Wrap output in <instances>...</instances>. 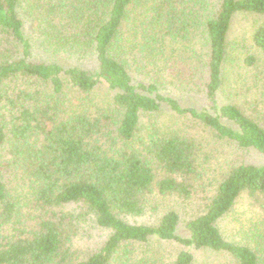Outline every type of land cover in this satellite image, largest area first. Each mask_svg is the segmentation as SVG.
<instances>
[{"label":"trees","instance_id":"obj_1","mask_svg":"<svg viewBox=\"0 0 264 264\" xmlns=\"http://www.w3.org/2000/svg\"><path fill=\"white\" fill-rule=\"evenodd\" d=\"M240 15L264 64V0H0V264H264V165L202 192L195 136L264 157V113L218 100Z\"/></svg>","mask_w":264,"mask_h":264},{"label":"rangeland","instance_id":"obj_2","mask_svg":"<svg viewBox=\"0 0 264 264\" xmlns=\"http://www.w3.org/2000/svg\"><path fill=\"white\" fill-rule=\"evenodd\" d=\"M255 22V17L243 15L237 16L233 20L230 39L234 45L233 52H236L239 58L235 62L232 60L228 61L229 76L218 94V100L219 104H224L233 95L237 102L246 103L247 106H245L251 108L252 111L258 110L264 113V64L260 62L257 66L249 67L242 61L243 57L248 56V54L255 56L250 42L251 29ZM236 89L241 92L238 91L235 94L237 92ZM184 99V105L186 106L201 108L205 105L202 93H194ZM252 111L249 113L253 114L254 112ZM195 136L201 147L199 153V171L202 178L200 180L202 192L212 191L221 173L231 166L239 164L264 165V157L254 150H241L233 145L218 142L210 133L203 130L197 131ZM163 202L161 205L162 208H170L174 201L172 199H169V201L165 199ZM204 202L205 194L201 192L193 197L191 202L183 203L179 201L177 206L180 209L179 213L181 217L184 218L183 215H187V213L199 211ZM239 202H241V205L243 204V201ZM241 209L242 207L238 205L237 212L241 211ZM227 225L229 227V223ZM230 229L233 230L231 226ZM180 235L186 236L187 234L184 230L180 229ZM106 236V232L85 226L77 236L76 248L78 251L80 249L85 252L94 250L100 246ZM177 250L178 248L175 245H165V254L168 257L173 256ZM193 253L196 257V264L225 263L224 258L217 254L204 252Z\"/></svg>","mask_w":264,"mask_h":264}]
</instances>
